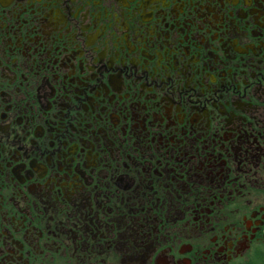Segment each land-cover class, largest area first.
<instances>
[{
  "label": "flooded vegetation",
  "instance_id": "obj_1",
  "mask_svg": "<svg viewBox=\"0 0 264 264\" xmlns=\"http://www.w3.org/2000/svg\"><path fill=\"white\" fill-rule=\"evenodd\" d=\"M241 2L0 0V264H264V0Z\"/></svg>",
  "mask_w": 264,
  "mask_h": 264
},
{
  "label": "snow or ice",
  "instance_id": "obj_2",
  "mask_svg": "<svg viewBox=\"0 0 264 264\" xmlns=\"http://www.w3.org/2000/svg\"><path fill=\"white\" fill-rule=\"evenodd\" d=\"M117 3H119L121 5V10L124 11L125 10V6L127 8H133V11H137L139 10V6L137 5V7H133L134 3H136V0H116ZM234 3H237V4H240L241 7H243V4L241 2V0H233ZM152 3V0H144V8L145 10H148V5ZM164 3L167 4L168 3V0H164ZM248 3L251 4V0H248ZM262 7H264V4L261 5ZM261 15H264V13H261ZM57 25L59 24V21L56 22ZM246 35V33H244ZM3 62L0 61V64H2ZM8 77L9 79H12L13 81L15 80V77L12 73L10 72H5L3 70H0V86H2L3 84V81H4V78L5 77ZM7 89H3V90H0V102H2V99H3V95H4V92H6ZM43 91V89H42ZM259 95L264 98V89H260L259 91ZM23 98V97H21ZM9 101L11 100V97L9 96L8 97ZM6 116V113L0 111V140L3 139V137L8 134L10 135V132H9V128L8 126L4 123V117ZM25 139L27 138V130H26V134H25ZM46 170V169H45ZM37 171H39V169H37ZM83 192V189L80 188V189H74L70 195L75 198L77 197L78 195H81ZM75 202V200H74ZM118 224H120L121 228H124V225H127V228L125 229V236H129L131 234V239L133 240H136L137 239V236H138V229L136 228V225L133 223V224H129L128 220L125 219L123 220L122 222L121 221H118ZM135 233V234H133ZM241 246L244 247L245 246V243L242 241L241 242ZM159 264H169V262L167 261V259L164 257V256H161L160 258V261H159Z\"/></svg>",
  "mask_w": 264,
  "mask_h": 264
}]
</instances>
